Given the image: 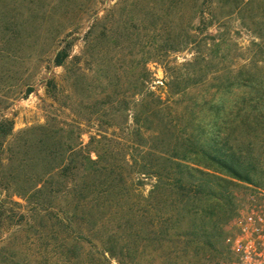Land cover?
<instances>
[{
    "label": "rangeland",
    "instance_id": "374dc122",
    "mask_svg": "<svg viewBox=\"0 0 264 264\" xmlns=\"http://www.w3.org/2000/svg\"><path fill=\"white\" fill-rule=\"evenodd\" d=\"M255 189L264 0H0V264H231Z\"/></svg>",
    "mask_w": 264,
    "mask_h": 264
},
{
    "label": "built area",
    "instance_id": "2783aa9c",
    "mask_svg": "<svg viewBox=\"0 0 264 264\" xmlns=\"http://www.w3.org/2000/svg\"><path fill=\"white\" fill-rule=\"evenodd\" d=\"M224 243L233 256L231 264H264V190L247 196Z\"/></svg>",
    "mask_w": 264,
    "mask_h": 264
},
{
    "label": "trees",
    "instance_id": "16d2710c",
    "mask_svg": "<svg viewBox=\"0 0 264 264\" xmlns=\"http://www.w3.org/2000/svg\"><path fill=\"white\" fill-rule=\"evenodd\" d=\"M66 57L67 56H66L65 53H59L57 55V58H56V65L57 66L61 65L62 62L64 61V59ZM214 153H216V152H214ZM209 155L210 156L207 157L208 159H206L209 162V164L208 165H204L203 166L204 169H206L208 171H211V170L213 171L212 166H210L211 164H213V165L218 166L220 168V170H223L224 176H227L229 178L236 179V180H243L242 177H241V175H239L238 172H237V162H236V164H235V162L234 163L222 162L218 158H215V156H211L212 155L211 153ZM182 165H183L182 163L178 162V163H176L175 166L182 168ZM184 168L186 170H188L189 172L190 171L192 172L194 170L193 168H190L189 166H186ZM213 172L215 173V171H213ZM196 173H199V171L196 170ZM200 174H201V172H200ZM204 175L206 177L210 176L209 174H204ZM183 178H184V176H183ZM183 178L177 179L174 182L175 183L182 184L185 187L188 186V185H190V183L184 182V179ZM192 178H193V176L191 174H189L188 175V179H192ZM87 190H88V186L87 185H85V184L84 185H81V187H80V193H79V196H80V198H79L80 199V202H79L80 207L79 208L81 210V215L82 216L89 217V219H91L92 221L93 220L95 221L97 217H99L100 219H102V221L99 222V224H96V225L102 226V228H100V229H101V231H104V229L106 228V226L104 225L105 224V222H104L105 220L104 219H105V215H106V203L105 202H102L101 204H99V202H98V204H97V202L90 203V206L91 207H90L89 211L88 210L86 211L85 210L86 207H84L85 200H84V196L83 195L85 194V192H87ZM92 204H93V206H92ZM91 233L93 235V232H91ZM103 251L105 253H108V255L110 257H113L112 254H111V250H109V249L108 250L107 249H103ZM104 252H102V253H104Z\"/></svg>",
    "mask_w": 264,
    "mask_h": 264
}]
</instances>
